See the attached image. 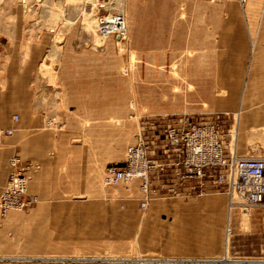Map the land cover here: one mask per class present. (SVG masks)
<instances>
[{
	"label": "crops",
	"instance_id": "1",
	"mask_svg": "<svg viewBox=\"0 0 264 264\" xmlns=\"http://www.w3.org/2000/svg\"><path fill=\"white\" fill-rule=\"evenodd\" d=\"M132 3L133 68L124 70L113 37L98 49L79 45L74 35L64 41L56 68L66 111L58 127L43 112L35 84L54 34L47 29L29 33L24 7L0 6V128H15L0 142V189L10 174V158L18 152L32 161L29 190L41 197L27 210L0 212V251L83 250L74 245L87 232L93 234L92 243L104 235L119 247L130 243L135 251L168 256L203 259L225 251L224 192L157 197L145 209L139 198L112 202L88 196L97 195L92 186L100 185L104 167L124 161L125 149L136 142L135 120L125 127L123 115H108V106H123L121 98H108L109 74L119 75L120 82L124 74L179 75L182 109L241 108L248 132L264 126V0H249L243 9L238 0ZM129 89L139 87L130 83ZM163 89H170V83ZM134 181L132 196L141 180ZM111 187L129 190L124 182ZM118 201L130 211L112 210ZM92 203L101 210L86 211ZM76 220H82L80 225ZM129 220L131 226H125Z\"/></svg>",
	"mask_w": 264,
	"mask_h": 264
},
{
	"label": "rangeland",
	"instance_id": "2",
	"mask_svg": "<svg viewBox=\"0 0 264 264\" xmlns=\"http://www.w3.org/2000/svg\"><path fill=\"white\" fill-rule=\"evenodd\" d=\"M120 2H122L120 4L122 5L120 9L124 11L127 23H135V8L132 0H120L119 3ZM5 3L8 5L18 4L26 9L27 12H25V16L29 33L40 34L43 30L47 29L51 30L54 34L52 43L49 45L45 58L41 62L40 72L35 78L37 88L36 98L41 102V108L49 118L51 126L58 127L59 125H64L62 121L64 120V113L66 111V95L63 92L62 85L58 81L56 68L61 53L65 48L63 45L64 41L67 40V36L74 35L79 39V45L98 49L101 45H105L106 40L112 36L102 38L100 35H96V31H88L84 27L83 19L85 11L90 12L94 10V18H96V14L99 13L96 7H92L91 4L87 3V0H0V6H3ZM104 10V8H101L100 12H103ZM63 11L66 13V16L71 17L72 20L74 18L72 23L65 20V14L63 17L64 19L57 20V22L52 20V22H50L49 14H52L53 12L63 13ZM10 17V19L14 18V15ZM130 37L129 29L126 38L122 43L119 44V40L121 39L113 37L115 40V47L120 52L119 54L124 56V70L127 69L126 65L133 68V63L135 62L134 50H132V47L129 44ZM253 46L254 41H252V47ZM127 72L129 71H126L125 73ZM109 79L108 98L113 100H115V98H121L123 100V106H108V115L115 114V111L117 112L116 114L123 115L125 118V127L128 124L127 121L135 120L134 139H136V135L139 131H143L147 136H153L152 134L157 130H163L170 119L176 118L184 113L202 118H207L208 116L215 114L221 117L220 124H222L221 128L224 132L225 142L231 149H237L240 152L239 154L243 156L264 155V126L259 127V130L254 128L252 132H248L243 124L244 112L241 108L234 110L223 109L197 112L182 109L180 106L181 92L179 90V75H171L167 77L165 75L124 74L122 76V82H120L119 75L109 74ZM115 80L118 81L116 82ZM168 82L170 83V89H163V86ZM130 83L132 86H136V88L139 87V89L130 90ZM115 84L116 88L114 87ZM153 86H158L159 89H147L148 87ZM244 138L247 140L245 146V143H242ZM134 139H125L127 140L125 142H133ZM126 185L128 186V191L122 190L121 192H118L116 187L105 188L101 178L100 187H95V184L92 186V190L95 191L94 193H97V195L88 196V198H105L112 202H116L118 200L117 198H139L140 201L143 200L142 196H144V194L140 189L139 184L136 185L135 183V196H132L131 193L133 190L132 183L131 185L126 183ZM212 192L222 191L212 190ZM40 201L41 197L39 199V202ZM122 203L124 202L118 201L116 203L118 208L113 207L112 210H128L125 205L122 207ZM86 207L85 210L89 212L98 209L101 210V207H98L93 203ZM80 222H82V220H76V226L80 225ZM130 222L131 221L129 220V225L126 224L125 226H131ZM236 225H238V227ZM225 229L226 224L224 226L223 236L225 251L218 257L203 258L204 260H215L216 258V260H222L226 256L230 257V255L264 254V205L253 207L248 213L237 210L235 214H233V234L231 237L227 238ZM102 234H105V232H102ZM90 235L93 234L87 232L81 237V239H76L75 241L74 246L83 250H46L40 253L0 251V256L10 258L6 261H0V264H141L135 262L136 257L141 259H161V257L165 256L179 257L158 253H147L140 250L135 251L133 248H130V243H121L123 246L119 247L111 244L109 241L106 242V236L104 235L97 236L101 239L98 240L97 243H92L94 239L93 237H90ZM85 237L92 239L84 241L83 239ZM107 238L109 239L110 237L107 236ZM116 244H120V242H117ZM23 255L32 256L35 260L31 262H16L17 260L12 259L13 257ZM220 257L222 258L219 259Z\"/></svg>",
	"mask_w": 264,
	"mask_h": 264
},
{
	"label": "built area",
	"instance_id": "3",
	"mask_svg": "<svg viewBox=\"0 0 264 264\" xmlns=\"http://www.w3.org/2000/svg\"><path fill=\"white\" fill-rule=\"evenodd\" d=\"M245 5L248 0H239ZM121 6L101 4L99 9L100 32L116 34L125 39L128 23ZM101 8L105 10L100 12ZM218 114V113H217ZM19 114L13 115L18 120ZM219 115L207 118L181 114L170 119L163 130L153 136L143 131L137 134V141L128 148V156L122 162L106 165L104 183H129L138 177L146 192L142 207L148 206L151 193L159 196L177 194L191 195L217 190L229 195L234 207L249 208L264 203V155L238 156L225 142ZM14 127L0 128V142L4 135L12 134ZM11 170L6 184L0 189V208H23L36 204L37 194L29 190V171L33 163L15 152L11 158ZM167 257L165 264L199 263L198 258ZM10 258L0 256V261ZM16 262H31L32 256L13 257ZM177 260L178 262H175ZM136 263L143 259L135 258ZM146 263H149L146 262ZM229 264H264V254L230 255ZM227 263V264H228Z\"/></svg>",
	"mask_w": 264,
	"mask_h": 264
},
{
	"label": "bare ground",
	"instance_id": "4",
	"mask_svg": "<svg viewBox=\"0 0 264 264\" xmlns=\"http://www.w3.org/2000/svg\"><path fill=\"white\" fill-rule=\"evenodd\" d=\"M120 0H87V3L88 4H91L92 7H96L97 10L99 11L100 7H101V4H105V5H109V6H112V8L116 9L118 7L116 6H119L122 2L119 3ZM239 1V0H238ZM249 1V0H248ZM240 3V6L241 8L243 9L245 5H242V3L239 1ZM116 5V6H115ZM122 7V5H120ZM94 9V8H93ZM82 12L84 13V11L82 10ZM64 14H65V20L68 21V22H71L74 20H72L71 17L69 16H66V13L63 11V13L61 12H53L52 14H49V18H50V22H52V20H55L57 22V20H60V19H64ZM99 13L96 14V18H94V10L88 12V11H85L84 13V19H83V25L84 27L88 30V31H96V35H100L102 38H107L108 36H112V37H115L116 39H121L118 35L116 34H108V35H104L103 33L100 32V24H99ZM71 18V19H70ZM125 19H126V15H125ZM127 20V19H126ZM95 24V25H94ZM96 26V27H95ZM124 39L120 40L119 41V44L123 42ZM55 55V54H54ZM140 132V131H139ZM4 137V136H3ZM136 141H137V138H136ZM135 144V143H134ZM132 145V144H131ZM130 146V145H129ZM129 146L126 148V158L128 156V148ZM234 151L237 152V149H233ZM238 156H242L244 157L243 155H240L239 153H236ZM245 156H250V155H245ZM255 156V155H254ZM125 158V159H126ZM106 175V167L104 169V173H103V176H102V181H103V185L105 188H110L111 186L115 185H106L104 183V177ZM138 177H135L134 179H131L129 181V183H127L128 185H130L131 183H133L134 180H136ZM122 181H120L119 183H121ZM135 182V181H134ZM139 187L140 189L142 190L144 196H142V199L141 202H143L144 200H146V192L145 190L142 188L141 186V182L139 183ZM3 189V187L1 188V190ZM148 190L151 194V197L148 201V203L150 204V201L153 199V198H157V197H164L165 196H159L156 194L158 193H151L149 187H148ZM226 193V192H224ZM227 194V193H226ZM182 195V194H180ZM173 196H178V195H173ZM227 198H228V204H227V210H228V214H227V223H226V229H225V234L227 236V238L231 237L232 234H233V231H232V225H233V214H235V212L237 210H240V212H249L250 209H252L253 207L255 206H258V205H264V203H259V204H256V205H250L249 208H245V207H234L230 204V200H229V195L227 194ZM39 202V199L36 203ZM148 204V205H149ZM141 208L145 209V207H142V205L140 204ZM32 206H29V207H23V208H9L7 209L5 212H3L0 208V212L2 215H5L7 212H9L10 210H26V209H29L31 208ZM122 207H124V205H122ZM148 206H146L147 208ZM229 248V247H228ZM222 257H220L219 259H221ZM166 259H167V256L165 257H161V259H143V263L141 264H165L166 263ZM187 259V258H185ZM217 259V258H216ZM204 260V259H200L201 261L199 263H188V264H205V263H208V264H227L228 263V260L230 259V257L226 256L224 257L222 260ZM149 263H146L148 262ZM222 261V262H221ZM175 262H178L177 260H175ZM229 264V263H228Z\"/></svg>",
	"mask_w": 264,
	"mask_h": 264
}]
</instances>
